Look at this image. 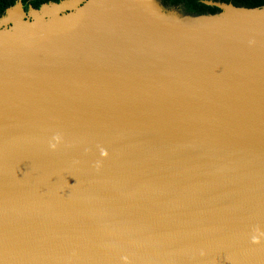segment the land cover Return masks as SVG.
<instances>
[{
    "label": "water",
    "instance_id": "95a60500",
    "mask_svg": "<svg viewBox=\"0 0 264 264\" xmlns=\"http://www.w3.org/2000/svg\"><path fill=\"white\" fill-rule=\"evenodd\" d=\"M65 1L0 17V264H264V6Z\"/></svg>",
    "mask_w": 264,
    "mask_h": 264
},
{
    "label": "trees",
    "instance_id": "16d2710c",
    "mask_svg": "<svg viewBox=\"0 0 264 264\" xmlns=\"http://www.w3.org/2000/svg\"><path fill=\"white\" fill-rule=\"evenodd\" d=\"M20 1L24 12L28 8L39 9L41 5L62 0H0V17L4 16L6 10ZM164 9L180 10L183 14L196 17L214 15L220 12V4H231L238 8H255L264 6V0H157Z\"/></svg>",
    "mask_w": 264,
    "mask_h": 264
},
{
    "label": "bare ground",
    "instance_id": "6f19581e",
    "mask_svg": "<svg viewBox=\"0 0 264 264\" xmlns=\"http://www.w3.org/2000/svg\"><path fill=\"white\" fill-rule=\"evenodd\" d=\"M132 6H133V9L127 10V11L138 13L144 9L142 6V0H115L113 9L120 10L119 12L123 13L126 11V9H129ZM54 10H55L54 7H48V8L43 9L42 13L52 14L55 12ZM17 19H18L17 13H11V15L8 18L9 21H13V22H16Z\"/></svg>",
    "mask_w": 264,
    "mask_h": 264
},
{
    "label": "rangeland",
    "instance_id": "374dc122",
    "mask_svg": "<svg viewBox=\"0 0 264 264\" xmlns=\"http://www.w3.org/2000/svg\"><path fill=\"white\" fill-rule=\"evenodd\" d=\"M74 1H76V0H66L65 3H64V4H66V5H64V7H62V8H63V9L68 8V5H69L70 3H72V2H74ZM154 2L156 3V5H157L158 7H160L161 12H162L166 17H168V18H170V19L176 18V19H178V20H180V21H184L185 19L192 18L191 16H188V15L183 14L180 10H176V9H172V10H170V9H164L163 7L160 6V4L157 2V0H154ZM61 6H63V5H61ZM65 12H66V11H63V13H65Z\"/></svg>",
    "mask_w": 264,
    "mask_h": 264
},
{
    "label": "clouds",
    "instance_id": "9594fccd",
    "mask_svg": "<svg viewBox=\"0 0 264 264\" xmlns=\"http://www.w3.org/2000/svg\"><path fill=\"white\" fill-rule=\"evenodd\" d=\"M54 139H56L58 141L59 140V137L58 136L57 137H54ZM50 147L55 148L56 145L55 144H50ZM102 155H107V153L106 152H102ZM258 242H259L258 240H256L255 238H253V243H258Z\"/></svg>",
    "mask_w": 264,
    "mask_h": 264
}]
</instances>
